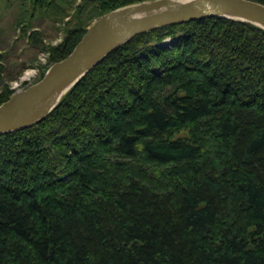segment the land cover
<instances>
[{
    "label": "trees",
    "instance_id": "1",
    "mask_svg": "<svg viewBox=\"0 0 264 264\" xmlns=\"http://www.w3.org/2000/svg\"><path fill=\"white\" fill-rule=\"evenodd\" d=\"M144 1L82 0L49 63L85 34L84 6ZM0 264H264V30L205 18L138 35L0 135Z\"/></svg>",
    "mask_w": 264,
    "mask_h": 264
},
{
    "label": "water",
    "instance_id": "2",
    "mask_svg": "<svg viewBox=\"0 0 264 264\" xmlns=\"http://www.w3.org/2000/svg\"><path fill=\"white\" fill-rule=\"evenodd\" d=\"M205 18L238 20L264 30V5L251 0H151L105 13L87 27L70 54L0 105V135L46 118L97 64L134 37Z\"/></svg>",
    "mask_w": 264,
    "mask_h": 264
},
{
    "label": "rangeland",
    "instance_id": "3",
    "mask_svg": "<svg viewBox=\"0 0 264 264\" xmlns=\"http://www.w3.org/2000/svg\"><path fill=\"white\" fill-rule=\"evenodd\" d=\"M81 1L56 0L51 10L34 11L30 0H0V54L3 56L0 90L8 87L16 93L42 78L51 65L49 48L62 43L65 29L72 27L77 19L75 9ZM79 18L88 27L97 19L91 6H84ZM25 27L42 34L43 47L30 44L23 36Z\"/></svg>",
    "mask_w": 264,
    "mask_h": 264
},
{
    "label": "bare ground",
    "instance_id": "4",
    "mask_svg": "<svg viewBox=\"0 0 264 264\" xmlns=\"http://www.w3.org/2000/svg\"><path fill=\"white\" fill-rule=\"evenodd\" d=\"M183 1V0H182Z\"/></svg>",
    "mask_w": 264,
    "mask_h": 264
}]
</instances>
